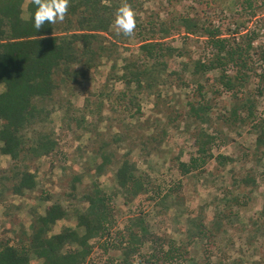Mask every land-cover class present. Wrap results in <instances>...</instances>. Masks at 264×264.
<instances>
[{
    "label": "rangeland",
    "instance_id": "374dc122",
    "mask_svg": "<svg viewBox=\"0 0 264 264\" xmlns=\"http://www.w3.org/2000/svg\"><path fill=\"white\" fill-rule=\"evenodd\" d=\"M29 1L23 3L24 18L28 17ZM236 2L133 0L137 23L152 20L155 34L161 32L158 25L161 21L175 26L164 40L182 55L174 52L166 58L168 76L138 94L140 111L134 116L124 103L114 101L111 106L106 100L101 113L90 114L87 109L83 112L85 97L94 101L100 99L97 96L100 90H122L123 84L118 79L121 67L126 59L140 54L137 26L131 37L117 35L111 28L104 33V44H115L112 53L101 56L97 66L81 80L62 84L53 100L47 101L52 108L50 127L54 130L55 149L23 161L35 174L36 187L23 195L13 194L9 189L11 181L6 178L12 160L8 155H0V244L25 243L33 216L42 213L52 202H59L67 211L54 225V231L74 226L76 213L87 205L82 193L93 182L110 193L116 165L127 154L139 171L148 176L150 187L146 194L129 201L113 195V228L109 236L91 240L93 264L121 261L119 248L110 246L120 243L118 230L124 228L129 218L139 215L144 217L148 233L130 256L134 262L144 261L152 254L150 258L157 264H264V224L259 213L264 204V157L253 152L255 133L250 122L228 123L219 118L221 114H229L232 98L215 86L218 71L192 72L193 60L208 56L209 50L205 37L199 32L185 33L177 18L188 16L200 23L211 22L222 26L227 33L234 28L252 31L256 34L252 45H262L264 2L257 3L254 13L240 15L235 13ZM183 62H187L186 69L182 68ZM172 70L179 72L181 78ZM198 82L204 84L202 93L211 106L210 119L202 124L185 114L187 100L199 98ZM254 84H250L248 92H256ZM216 87L219 92H212ZM254 110L258 117H264V94L255 93ZM200 127L216 137L211 149L214 156L226 155L233 161L223 165L212 158L199 169L182 173L178 163L188 161L195 154L193 140ZM103 143H108L114 157L101 174H96L99 159L94 154ZM247 175L254 177L255 184L246 186L241 181L238 186L234 184L233 179L239 181ZM76 176L79 181L74 189L72 179ZM170 245L178 247L176 252H182L181 255L175 254L174 259L162 257ZM31 264L39 261L32 258Z\"/></svg>",
    "mask_w": 264,
    "mask_h": 264
},
{
    "label": "trees",
    "instance_id": "16d2710c",
    "mask_svg": "<svg viewBox=\"0 0 264 264\" xmlns=\"http://www.w3.org/2000/svg\"><path fill=\"white\" fill-rule=\"evenodd\" d=\"M25 0H0V155H8L12 160L8 169L11 184L10 191L23 195L36 187L35 174L27 158H38L55 149L54 130L50 127L51 110L47 101L53 100L54 93L63 84L76 82L84 78L101 56L110 55L113 45H105L104 33L110 31L115 8L121 0H70L68 13L62 23L45 25L37 32L28 18L31 14L30 1L26 4L28 17L22 16ZM128 2L134 7L133 0ZM264 0H237L235 13H254L257 3ZM178 25L185 33H197L205 37L209 55L193 60L192 72L202 74L218 71L214 78L215 86L228 92L232 98L229 114L219 118L228 123L250 122L255 133L253 152L264 157V117L255 114V93L264 94V43L253 46L256 34L252 31L225 32L222 26L211 22L200 23L188 16H178ZM155 22L139 20L137 34L140 35V54L134 59H126L121 67L118 79L123 89L118 92L100 90V99L85 97L83 112L101 113L103 101L113 106V102L124 103L132 116L140 111L138 94L151 89L168 76L167 59L174 52L182 55L176 47L164 40L175 27L168 21L158 23L160 34L154 33ZM158 35L160 37H156ZM141 55V56H140ZM187 62H183L186 69ZM182 69V70H183ZM178 78L181 75L172 70ZM254 82L255 93L248 92ZM204 84L197 83L199 98L187 100L185 114L199 124L209 121L210 103L202 93ZM212 92H219L218 88ZM55 102H52V104ZM77 120V119H76ZM83 117L77 121L80 123ZM118 139V136H115ZM215 136L206 128L200 127L194 136L195 154L188 161H180L178 168L182 173L204 166L208 160L216 159L225 165L233 161L229 156L212 153ZM116 140V139H115ZM103 143L96 151L99 163L95 173L101 174L114 157V152ZM238 186L255 184L253 176L233 179ZM79 176L72 179V187ZM241 181V182H240ZM150 187L148 176L140 172L136 163L127 154L123 156L114 170V186L110 193L95 182L89 190L82 193L87 205L76 214L74 226H64L58 232L54 225L67 215L59 202H52L42 213L37 212L29 225L27 241L19 245L6 241L0 244V264H31L36 258L39 264H84L95 261L92 257L94 244L91 242L100 236L110 235L114 223L113 195H121L129 201L146 194ZM232 196V195H231ZM48 198L49 196H45ZM232 198V197H231ZM233 199L237 203L236 196ZM228 202V200H227ZM226 202V203H227ZM240 204V203H239ZM218 215L219 212H216ZM263 217L264 204L259 212ZM144 217L129 218L123 229L118 230L121 241L110 247L119 248L122 259L114 264H157L152 254L144 261L134 262L131 254L138 249L148 233ZM109 247V246H108ZM178 247L168 246L162 257L174 259L181 255ZM107 251V247H103Z\"/></svg>",
    "mask_w": 264,
    "mask_h": 264
},
{
    "label": "clouds",
    "instance_id": "9594fccd",
    "mask_svg": "<svg viewBox=\"0 0 264 264\" xmlns=\"http://www.w3.org/2000/svg\"><path fill=\"white\" fill-rule=\"evenodd\" d=\"M31 14L28 17L38 32L42 26L62 23L68 13L70 0H30ZM136 11L128 0H121L113 13L110 28L117 35L131 37L137 25Z\"/></svg>",
    "mask_w": 264,
    "mask_h": 264
}]
</instances>
